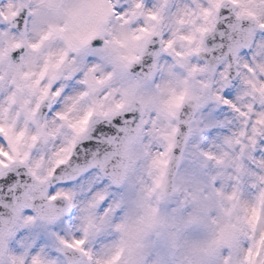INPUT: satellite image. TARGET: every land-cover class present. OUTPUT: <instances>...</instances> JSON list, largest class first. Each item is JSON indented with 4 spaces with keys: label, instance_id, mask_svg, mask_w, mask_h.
<instances>
[{
    "label": "clouds",
    "instance_id": "9594fccd",
    "mask_svg": "<svg viewBox=\"0 0 264 264\" xmlns=\"http://www.w3.org/2000/svg\"><path fill=\"white\" fill-rule=\"evenodd\" d=\"M0 264H264V0H0Z\"/></svg>",
    "mask_w": 264,
    "mask_h": 264
}]
</instances>
